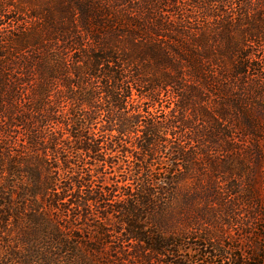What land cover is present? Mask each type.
Returning <instances> with one entry per match:
<instances>
[{
  "label": "trees",
  "instance_id": "obj_1",
  "mask_svg": "<svg viewBox=\"0 0 264 264\" xmlns=\"http://www.w3.org/2000/svg\"><path fill=\"white\" fill-rule=\"evenodd\" d=\"M173 1L0 0V264L163 262L219 183L262 215L243 190L246 158L264 161V0H190L193 33ZM201 156L211 175L185 190Z\"/></svg>",
  "mask_w": 264,
  "mask_h": 264
},
{
  "label": "rangeland",
  "instance_id": "obj_2",
  "mask_svg": "<svg viewBox=\"0 0 264 264\" xmlns=\"http://www.w3.org/2000/svg\"><path fill=\"white\" fill-rule=\"evenodd\" d=\"M166 1V5L172 6L174 4L173 0ZM181 1H187L185 2L187 3L186 6L178 4L181 12L171 15V17L177 19L181 17V13L190 15L188 22H186V28H190L188 32L191 33L198 31L202 27L199 23L200 19H197L199 16V12L197 11L199 10L190 0ZM236 9L235 5H233V8L227 11L231 10V14H235ZM207 20V24H212L214 21L211 18ZM169 106H172L171 100L164 96L162 104L155 106L153 111L158 114ZM198 126L200 127L202 124L198 123ZM19 137L22 139L21 135ZM170 140L173 141L172 144L178 142L176 137H172ZM185 146L193 149H197L198 147L193 142H188ZM214 156L216 157L215 161L218 162L226 159L224 153L214 154ZM160 161L163 162V168H171V161L165 155L160 156ZM197 162L199 163L195 168L193 167L192 173L184 171L185 169H180L181 167L179 168L180 173L184 171L183 173L186 175V178L181 181L182 185H185V190H202L198 183H196V186L194 185L193 181L195 178L192 177V174L195 175L196 180L200 179L203 181V183H200L203 187H205L206 179L211 175L210 163L206 157H199ZM245 163L247 169L244 175L246 181L243 191L247 192L245 189L249 185L254 186L256 194L261 200L258 203H260L259 207L262 208V215L257 216V219L249 218L248 212H250V208L252 209L251 206L253 204L248 201L244 202V196L240 198L242 195H236L235 188L233 189L229 185L219 183L218 191L221 196L217 201L213 200L208 203L203 200H196L193 205L195 207L193 210L197 209L195 215L197 216V227L199 230H191L190 227L186 226L187 223L185 221L181 222L179 226L183 229V233L179 240L183 246L174 255L169 254L164 256L162 258L163 262H155L154 264H170L175 261L180 264H233L240 254L247 257V254L252 253L255 256L259 251L264 250V161L257 160L251 156L249 159L246 158ZM115 172H117L115 167L107 168L106 173L101 174V182L110 185L112 180L120 178L115 175ZM180 194L182 193L180 192L176 196V202L179 203V206L183 207L185 203H180ZM179 212L182 216H185L183 211L179 210ZM187 230H190V232ZM184 235L186 237H183ZM240 247L241 250L239 249ZM122 256L123 254H116L117 258H121ZM242 258L244 259V256ZM130 259L134 261V258L130 257Z\"/></svg>",
  "mask_w": 264,
  "mask_h": 264
}]
</instances>
